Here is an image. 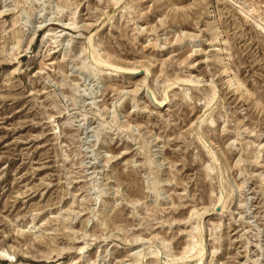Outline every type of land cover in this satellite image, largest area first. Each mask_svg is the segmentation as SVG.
<instances>
[{
    "label": "rangeland",
    "instance_id": "1",
    "mask_svg": "<svg viewBox=\"0 0 264 264\" xmlns=\"http://www.w3.org/2000/svg\"><path fill=\"white\" fill-rule=\"evenodd\" d=\"M0 253L264 264V0H0Z\"/></svg>",
    "mask_w": 264,
    "mask_h": 264
},
{
    "label": "bare ground",
    "instance_id": "2",
    "mask_svg": "<svg viewBox=\"0 0 264 264\" xmlns=\"http://www.w3.org/2000/svg\"><path fill=\"white\" fill-rule=\"evenodd\" d=\"M221 50V49H220ZM221 51H223V50H221ZM102 66V65H101ZM131 70H133V69H131ZM147 70V69H146ZM238 86H240V84L238 85ZM222 203V202H221ZM3 254V253H2ZM1 253H0V256L2 255Z\"/></svg>",
    "mask_w": 264,
    "mask_h": 264
}]
</instances>
